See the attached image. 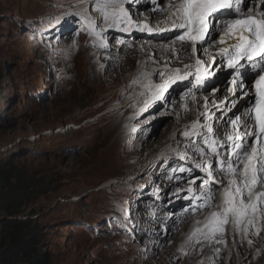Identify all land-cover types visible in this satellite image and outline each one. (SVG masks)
Wrapping results in <instances>:
<instances>
[{
  "label": "rangeland",
  "instance_id": "374dc122",
  "mask_svg": "<svg viewBox=\"0 0 264 264\" xmlns=\"http://www.w3.org/2000/svg\"><path fill=\"white\" fill-rule=\"evenodd\" d=\"M143 2L154 7L174 3L133 0L126 6L142 11L133 4ZM75 3L0 0V70L6 75L0 84V161L11 160L24 175L29 193L17 218L38 226L39 248L49 255L50 264H151L152 253L147 255L159 238L175 236L171 229L183 218L181 202L191 195L188 181L195 179L200 185L197 174L203 173L196 169L185 175L174 171L177 163L170 165L180 160L177 154L184 153L179 148L185 143L173 146L171 141L144 163L137 160L143 141L161 136L175 119L178 103L169 96L185 88V80L176 82L174 90L170 86L165 98L143 114V103L125 111L144 89L135 85L118 95V89L103 83L101 69L108 63H100L98 57L109 53L121 59L127 45H138L139 29H109L107 49L94 47L95 39L81 31L79 18L66 16L75 11L69 8ZM83 7L91 11L92 5ZM57 16L64 17L61 23H48ZM132 18L153 27L149 17L144 22L137 15ZM161 41L165 40H156ZM217 89L199 90L191 98L198 103ZM114 105L120 107L113 109ZM179 137L186 139L181 131L171 139ZM167 151L172 156L163 159ZM187 155L193 157L192 151ZM188 212L194 213L192 207ZM228 235L222 264H239L236 236Z\"/></svg>",
  "mask_w": 264,
  "mask_h": 264
},
{
  "label": "snow or ice",
  "instance_id": "6c2138e0",
  "mask_svg": "<svg viewBox=\"0 0 264 264\" xmlns=\"http://www.w3.org/2000/svg\"><path fill=\"white\" fill-rule=\"evenodd\" d=\"M133 0H76L75 4L69 5L70 9L66 16L79 18L81 31L93 37L96 43L94 47L107 49L108 45L105 33L109 29L121 32H129L133 28L141 31L153 32L154 29L147 23H138L133 20L127 6ZM91 4V11L83 5ZM249 0H179L177 4H170L172 12L171 29L182 30L176 37L183 47L181 52L191 49L195 57L194 65L184 64L183 69L170 68L169 61L165 62L163 69L144 71L132 81L133 85L141 86L144 91L140 93L145 97L141 114L148 111V107L165 98L170 86L177 81L188 80L193 77L195 86H203L207 81L217 76L224 68L235 73L230 87L227 89L232 96H237L239 91L242 95L243 81L240 69L244 67L242 61L251 64L256 69L252 77L255 85V95L252 99L249 118L251 128L245 122L241 126V117L234 116L227 121L233 131L226 134L224 140L219 139L214 131L213 119L220 120L226 113L224 107L229 104L225 100L216 103L212 101L216 111L222 116L215 117V113L209 108V100L204 98V111L199 116L205 118L201 123L199 117L190 127H186L182 135L189 141L187 148L193 153L189 157L186 153H178L180 160H187L192 167H179L174 171L192 173L196 169L204 173L199 177L201 183L196 185V180L188 181V193L193 195L192 200L201 201L192 206V211H207L204 219L196 221V227L187 237V243L195 247L205 244H226L228 233L248 239L249 234L259 235L264 230V0H259L258 6H248ZM163 11V8L155 9ZM92 12L96 15L93 16ZM230 17L222 19L223 17ZM64 17L57 16L48 23L59 24ZM179 19L180 22L176 23ZM217 21H222L217 24ZM216 30L220 35L218 41L209 39L210 32ZM231 41V43H229ZM226 45L219 47L208 60H203L197 55V45L203 53V45ZM180 53L175 54L179 59ZM219 57V63L217 62ZM194 68V71L192 69ZM159 77L162 83L153 82V77ZM218 91V89L216 90ZM215 96V91L212 92ZM234 106V101L231 102ZM187 111V105H185ZM229 107L227 111H231ZM193 137H199L197 143ZM225 155L222 156L221 152ZM200 157L199 160L195 156ZM208 157L209 159H205ZM215 158L214 167L211 158ZM229 177L225 182L223 177ZM196 185V187H193ZM215 185H220L216 188ZM221 193L219 202L216 201V193ZM199 193V194H197ZM249 245L253 243L248 239ZM219 248L216 249L218 253Z\"/></svg>",
  "mask_w": 264,
  "mask_h": 264
},
{
  "label": "bare ground",
  "instance_id": "6f19581e",
  "mask_svg": "<svg viewBox=\"0 0 264 264\" xmlns=\"http://www.w3.org/2000/svg\"><path fill=\"white\" fill-rule=\"evenodd\" d=\"M173 1L174 3H169L168 6L170 4H177L179 2V0ZM133 5L135 6V8H143V10L137 11L136 9L134 10L132 8H128L131 14L137 15L139 19L143 20V22L146 21V19H144L145 17H149L153 28L157 30L153 32H148L146 30H135L136 41H138V45H127V47H129L130 49L127 48L126 51L121 53V56H123L121 59L115 56L114 54L109 53H103L99 55L98 60L100 61V63H108L105 67L101 69L102 81L105 85H107V87L111 88L112 90L118 89V95H124L132 91L133 87L135 86L132 84V81L136 79L141 72H151L153 70L163 69L165 67L166 61L170 62L168 65L170 68H183L184 64L194 65L195 63V57H193L191 49H189L187 52L180 51L183 45L177 41L176 37L178 36V34L182 33V30H169L171 29V22L173 19L172 12L174 11V9L172 7H164V5L160 4L154 7V5L147 2H143L141 4L134 3ZM248 6H253L250 1ZM156 7L163 8L164 10L160 11L161 13H156L153 11ZM226 18L227 16L223 17L222 19ZM179 22L180 20L177 19L176 23ZM213 31L214 30L210 32L209 39L212 38ZM169 34L171 36H169ZM160 39L165 41L156 42V40ZM171 39H175L176 41H172ZM215 40L218 41L219 38H216ZM229 43H231V41ZM205 44L203 45V53L200 50V46L197 45V55H199L200 58L203 60H208L210 56L214 54L219 47L226 46L219 44ZM177 52L180 53L178 60L175 59V54ZM217 62L219 63V57H217ZM242 64L244 65V67L240 69V72L242 73L240 79L247 78V80L249 81L251 76L255 74V71L252 68L251 64H249L248 62L242 61ZM228 75H232V77H234L235 73L233 71L228 72L227 69L224 68V70L222 72H219L216 77L207 81L203 86H200L199 88L195 86V80L193 77L183 81V85H185V88H183L182 86L180 87L181 89L178 90L173 96H169L170 98H172L175 104L178 103V105L176 106L175 119L168 125L165 131L161 133V136H157V138L153 139L147 138L143 141L139 148L140 151L137 156V160L141 164L144 163L151 156V154H153L160 146H164V144L167 145L171 143V141H173V146H178L179 144L181 146L182 143H185V147L181 149L179 148V152L184 151V153L187 154L188 151H191L187 148V145L189 144V141L187 139L179 137L177 138V140H172L171 136H173V134L177 131H181L182 133L185 128L190 127L192 123L197 120L198 117L201 123L205 122V118L199 116V112L204 111V103H202L204 102V100L200 98L201 100L198 99L199 102L197 103L191 98L193 93L199 90H204L210 87H217L219 89V91L215 93V96H213L212 93L209 92V94H207V98L209 100V108L217 114L215 115V117L222 116L221 112L216 111V109L213 107L212 101L215 100L216 102H219L220 99H222L220 101H223L226 97L228 98V96L223 93L224 86L227 80L229 79ZM158 80H160V78L156 79V77H153V82ZM177 83L171 85L172 90H174L173 88L178 85ZM168 95H170V92L168 93ZM196 95L202 96L198 93H196ZM144 98L145 97L140 95L137 100H135L134 102H130L126 106L125 111H129L130 109L132 110V106L141 105L143 103ZM242 101L243 102H241V104L239 105V112L237 111L235 113L232 110L227 111L231 102L229 101V104L227 106H223L224 112L226 113V115L224 116L229 117L234 114L240 113L241 117L243 119H246L247 114L244 113L243 109L249 106L251 100L250 98L245 97ZM184 105H187V111L185 110ZM119 107L120 105H114L112 108L117 109ZM122 107H124V105ZM220 121L221 120L216 119L209 121V123H212L214 131L219 137V139L224 138V135L227 130L225 129L224 124ZM116 126V122L112 124L113 128H115ZM193 139H195L197 143H200L199 137H193ZM170 151H167L165 153L163 159L172 156ZM221 153L222 156L225 155L224 152ZM211 159L213 161V164L215 165V158L213 157ZM184 161L185 160H179L170 163V165H176L177 163L179 167H192L191 164L188 165L187 162H185L184 164ZM155 165L156 163L152 164L151 167H154ZM214 167L218 166L215 165ZM183 173L185 175L189 174L188 172ZM197 176L203 177L204 173L197 174ZM224 181L226 182V179H224ZM215 187L220 188V185H215ZM192 195L193 194L191 193V195L189 196L191 197ZM190 197L189 199H186V201L184 200L183 202H181V204L183 205L182 217L184 219L182 218L180 222H177L176 219V222H174V225L172 226L171 230L173 233H175V236L171 237V239H166L163 237L159 238L158 242L153 246V249L151 248V250L149 251L147 257H150L151 253V256H153L150 259L151 264H177V262H175L177 257L183 258L181 264H222V258L224 259L226 257V254L223 250L225 247L224 244H205L201 249L200 245H196L195 247H193L186 242L187 237L192 234L193 229L196 227V221H202L204 219V216L202 215V212L204 211L197 210L193 214H188V210L190 211V207H192L194 204H199L201 202L199 200H192L190 199ZM228 238L229 235L227 234L225 239L227 240ZM236 239L237 247L240 251L239 264H264V230H261L259 232V235H252L251 233L249 234L248 239H251L253 241L251 245H249L248 239L242 240L241 237L238 235L236 236ZM217 248L220 249L218 253L216 252Z\"/></svg>",
  "mask_w": 264,
  "mask_h": 264
},
{
  "label": "trees",
  "instance_id": "16d2710c",
  "mask_svg": "<svg viewBox=\"0 0 264 264\" xmlns=\"http://www.w3.org/2000/svg\"><path fill=\"white\" fill-rule=\"evenodd\" d=\"M5 79L0 70V84ZM28 193L18 166L9 159L0 161V264H50L49 255L39 248L42 233L38 226L17 218Z\"/></svg>",
  "mask_w": 264,
  "mask_h": 264
}]
</instances>
